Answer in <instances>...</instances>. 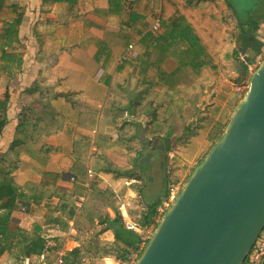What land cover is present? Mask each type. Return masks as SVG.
Returning a JSON list of instances; mask_svg holds the SVG:
<instances>
[{
    "label": "trees",
    "instance_id": "trees-1",
    "mask_svg": "<svg viewBox=\"0 0 264 264\" xmlns=\"http://www.w3.org/2000/svg\"><path fill=\"white\" fill-rule=\"evenodd\" d=\"M24 1L0 0V41L5 40L8 34H16L21 29ZM224 1L226 9L234 17L235 25L219 0H38V8L40 15H45L50 13L55 5H65L63 14L58 17L63 21H57L59 28L56 32L65 39L80 38L92 31L102 32L104 26L96 21L100 20L104 24L115 23V18L111 16V11L115 9L122 12L130 26L141 25L142 36L139 40L119 32L126 40V48L133 45L137 54L134 58L126 54L120 60L114 73L126 77L114 86L109 85L110 78L106 75V69L116 49L98 36L88 38L95 48L93 60L100 69V81L105 82L107 90L109 87L106 98L109 103L116 105L125 101H119V93L128 89V81H131L134 73V86L129 95V116L145 119L144 128L149 144L160 139L165 142L167 151L171 152L174 146L187 150L191 156L199 154L196 166L198 167L222 137L246 92L245 89L241 95H235L230 91L228 84V81H232L236 85L246 87L250 78L248 66L240 59L243 44L241 34L255 32L258 25L264 21V15L260 14L242 22L237 18L230 2ZM156 23L158 28L153 30L152 26ZM118 27L124 32L128 30L125 25L119 24ZM248 28L251 29L248 31ZM229 45H233V60L242 63V70L233 80H228L227 68L221 62ZM173 47L174 50L168 54ZM144 51L147 52L146 55L143 54ZM168 59L175 64L172 71L166 69ZM21 62L20 58L17 68L13 70L0 66V75L10 82L16 73L20 74ZM32 69L37 70L38 66L34 63ZM39 89V84L35 81L23 92L34 95ZM226 96L224 105L217 102V98ZM5 99L7 101L8 98ZM4 104L5 102H1V105ZM147 106L153 109V114L143 116ZM5 112V107H1L0 134L7 128ZM71 115L63 111L60 127L68 139L76 128ZM154 115H157L156 120L152 119ZM33 116L34 110L19 115V123L14 128V138L7 149L0 153V182L7 189L6 197L0 202V209H4L0 214V264L8 258H19L13 252L17 240L20 241L22 254L30 263L37 264L31 255L34 249H45L49 240L57 243L59 239H48L43 235L42 227L63 233L69 220L74 218H77V226L82 220L86 222L78 227L87 233V237L82 240L80 248L69 254L67 263L103 264L104 258L112 256L121 262H127L133 255L139 258L148 242L142 247L141 236L126 229L118 208L111 203L110 199L114 195L111 190H98V181L90 184L94 190L93 197L100 196L105 200V206L86 205L78 216L72 196L57 190L59 181L70 174L74 167V161L68 155L59 158L55 171L40 170L37 183H25L24 189L33 195L30 204L14 198L19 189L14 173L21 163L22 154L26 153L30 158L37 159L43 156L47 161L53 149L46 144L45 137L33 136L34 126L26 125L27 119H32ZM185 117L193 121V128L184 121ZM126 124L135 128L132 120ZM202 128L207 130L208 141L201 149L193 139ZM28 136L35 139L30 143L20 140V137ZM130 139L137 140V137L134 135V138ZM120 171L111 161L104 158L101 173L112 174V179L117 180L122 177ZM194 171L195 169L192 174ZM169 189L170 187L165 198ZM16 206L29 215H40L45 220L44 226H35L30 231L20 228L10 211ZM109 210L113 216H110ZM128 213L132 215L133 212ZM139 213L141 219L133 220L144 231L155 216L156 206H148L147 211L139 210ZM106 233L112 235L111 242L100 238ZM22 261L23 258L19 262ZM261 264H264V259Z\"/></svg>",
    "mask_w": 264,
    "mask_h": 264
},
{
    "label": "crops",
    "instance_id": "crops-1",
    "mask_svg": "<svg viewBox=\"0 0 264 264\" xmlns=\"http://www.w3.org/2000/svg\"><path fill=\"white\" fill-rule=\"evenodd\" d=\"M58 7H61V11L51 10L44 20H41L37 25L34 23L38 21H34L31 28V23H28L30 19L28 16L30 13L28 12L24 15L19 32L16 34L10 33L5 40L0 41V66L2 68L16 69L18 62L14 58V52L12 51L19 44L23 49L20 74L16 73L10 82L3 75H0V110L3 106L6 109L4 116L5 126L7 127L0 134V153H3L12 142L15 135L14 128L19 123V115L22 112L31 110H34V116L32 119L30 117L27 119L26 125L28 127L34 126L35 131L33 133L35 134L33 136L41 135L45 137L46 144L53 148L47 161L44 160L43 156H39L37 159L34 157L30 158L26 153L22 154L21 163L14 173L15 181L19 186L14 198L19 202L30 204L33 201V195L24 189L25 183H37L40 179L38 175L40 170L55 171V164L59 158L62 155H68L74 161V167L71 169V173L69 172L70 174H67L59 181L57 190L72 196L74 206L77 208V216L86 205L105 206L104 199L100 200L92 196L94 190L90 184L98 181L97 189L102 191L111 190L114 194L113 198L118 199L117 205H115L118 211L119 206L124 204L127 217L132 222L128 212L137 213L139 210H143V205L138 202L127 204L124 197L116 193V186H112L114 183H119L123 189L131 187L134 189L137 187L136 185L130 187L122 186L123 176L128 175L123 172L129 167L127 158L137 157V146H147V142H149L144 128L145 119H135L129 116L128 113L131 106L129 95L134 86L135 76L133 73L131 81H128V89L123 93H119V101H125H122L119 105L109 103L106 98L109 87L107 90L105 82L100 81L101 72L93 60L95 48L90 44L88 38L93 35L98 36L116 49L106 69V75L110 78L109 85L113 84L114 86L124 80L126 75H115L114 69L124 55L127 54L134 58L137 52L133 45H130L131 49H129V46L126 48V40L119 35V32L117 33L115 29L117 27L114 26L115 23L104 24V22L97 20L96 22L104 26V30L102 32L92 31L80 38L65 39L57 35L56 32L59 28L57 18L63 14L65 5L61 4ZM62 7H64L63 10ZM111 16L115 20L122 18V12L116 9L112 10ZM155 25H158V23ZM125 27L128 30L126 32L122 31V34L131 35L135 40H139L142 36L141 25ZM33 31H36L37 34H33ZM258 41L261 42V40ZM175 47L168 54H171ZM228 49H232V46L229 45L226 50ZM146 53L145 51L143 52L145 55ZM34 63L38 66L37 70H31ZM174 68L175 64L171 59H168L166 69L172 71ZM35 81L38 82L40 87L38 92H35L34 95L23 92ZM231 83L233 82L228 81L230 89H232ZM5 98H8L7 101H5ZM1 102H5V104L1 105ZM43 109H45L44 112L40 113ZM63 111L72 114L71 117L74 118L76 126L70 139L60 130ZM152 114L153 109L150 106H147L143 111V116ZM131 120L133 121L134 129L129 124H126ZM184 121L187 123V117L184 118ZM139 126L141 127L143 139L139 137ZM120 127L122 128L119 129ZM134 135H136L137 140L130 139L131 137L134 138ZM34 139L30 136L20 137L22 142L27 143ZM157 141H160V139L155 140L153 145H149L153 147ZM93 147L95 148L94 152L92 151ZM154 148L159 150L160 146H154ZM103 157L121 170L119 174L122 177L113 180L112 174L101 173V168L104 164ZM136 173L138 175L141 174L140 171ZM129 175L132 176V174ZM71 176L74 178V182L70 180ZM136 177L139 178L138 176ZM139 179L141 180V178ZM166 191L162 199L155 204L156 208L166 199ZM6 194V186L0 182V202L6 197ZM130 197L132 199L136 198L134 194H131ZM10 211H12V217L18 221L19 227L23 230L30 231L33 228V224L44 226L45 220L38 214L29 215L21 207L17 206ZM1 212H4V209H0ZM111 213V210H109L110 216H113ZM139 219H141V214ZM72 220H74L75 226L79 229L77 218ZM58 234L61 233L58 232ZM52 238L58 239V236L48 237V239ZM19 243L20 241L17 240L16 244L20 249ZM50 243L55 244L56 242L49 240L46 247ZM19 249H14V254L20 255L19 251L21 250ZM43 249L36 247L33 253H39ZM22 255L23 261L21 264H30L28 258L24 254ZM34 260L38 263L36 257H34Z\"/></svg>",
    "mask_w": 264,
    "mask_h": 264
},
{
    "label": "water",
    "instance_id": "water-1",
    "mask_svg": "<svg viewBox=\"0 0 264 264\" xmlns=\"http://www.w3.org/2000/svg\"><path fill=\"white\" fill-rule=\"evenodd\" d=\"M228 1L244 22L254 14L258 0ZM241 6L253 8L242 13ZM241 37L240 59L257 67L246 92L222 137L182 186L136 264H244L264 229V58L259 61L258 51L244 43L246 37L252 41L255 37L245 33ZM138 131L143 139L140 126Z\"/></svg>",
    "mask_w": 264,
    "mask_h": 264
},
{
    "label": "rangeland",
    "instance_id": "rangeland-1",
    "mask_svg": "<svg viewBox=\"0 0 264 264\" xmlns=\"http://www.w3.org/2000/svg\"><path fill=\"white\" fill-rule=\"evenodd\" d=\"M263 1V0H262ZM219 2H221L222 6L225 8V11H227V13H229L230 18L232 20V24L235 25V21H234V17L231 14V12L226 9V4L224 0H219ZM258 2V1H257ZM59 5H55L52 10L53 11H61V7H58ZM253 8V7H252ZM250 6H246L243 7L242 6L239 7V10L242 11V13H246L248 11H250L252 9ZM254 8L257 9V3H254ZM64 9V7H62V10ZM22 11L24 12V15L27 14L28 12L30 13L29 16V20L28 23L30 22V28L32 27V24L34 21H38L37 23H34L35 25H37L41 20H44L45 15H40L39 13V8H38V0H25L24 1V6L22 7ZM257 11V10H256ZM262 12H264V7H261V9L259 10L258 14L263 15ZM257 13V12H255ZM120 17V16H119ZM122 18H117L115 20V24L114 26H116L117 28L116 31L118 32H122L120 30V28L118 27L119 24L121 26L125 25V26H130L129 24L126 23L125 19L123 16H121ZM255 17H258L255 16ZM250 17H247L244 22H246L247 19H249ZM31 20V21H30ZM58 22L63 21V19L57 18ZM126 23V24H125ZM264 24L261 25V27H263ZM32 33V31H31ZM33 34H37L36 31H33ZM256 38H260L262 39V36H264V29H262V32L260 30L255 32ZM258 39V40H260ZM256 41V40H255ZM21 45L19 44V46L15 49H13L12 52H14L13 56H15L14 58L17 59V62H19L22 53H23V49L20 47ZM232 49H228L226 50V52H224L221 62L224 64V66L227 68V73H228V80H233L234 78H236L237 74L240 73V71L242 70V63H238L236 61L233 60V57L231 55V51L233 50V45ZM262 54V55H261ZM261 57H264V53H261ZM242 56V55H241ZM243 60V58H242ZM256 66L254 67H249V72L250 75L256 70ZM230 87V86H229ZM230 91L232 92V89H230ZM226 97H219L217 98V102L221 105H224L226 103ZM153 120L157 119V115H154L152 117ZM187 125L190 128H193L195 125L193 123V121L189 120L187 118ZM207 130L202 128L198 130V134L196 137H194V141L196 142V144H198L199 148H204L207 144L208 138H207ZM147 146L146 145H138L136 150H138L137 153V157L133 158H127V163L129 164V167L126 169L125 174H132V176L136 177L138 176L139 178H141L140 182H142V185H136L137 187L132 189H123L119 183H114L112 187L116 186V190L120 196L124 197V200L127 204L130 203H134V202H138L140 204L143 205V210L147 211L148 206L151 205H155L158 201H160L162 199V197L164 196L165 191L170 187V189L177 187L178 185H181L180 187L182 188V186L185 185V183L188 181V179L190 178V176L192 175L193 170L196 168L197 166V161H198V156L199 154H197L196 156H191L189 155L188 151L185 149H181V147H175L173 146V150L167 151V146L165 144V142H163V140L157 141L155 143L154 146H160L159 150H155L154 146L152 147V145H149V143L147 142ZM144 146H146L145 148H143ZM132 156V155H130ZM137 171H140L141 174L138 175V173H136ZM127 175H124L122 179H124ZM137 178V177H136ZM94 183V182H93ZM115 185V186H114ZM111 187V188H112ZM113 189V188H112ZM114 190V189H113ZM133 190V192H132ZM167 192V191H166ZM131 194H134L136 196L135 199H132L130 196ZM94 195V192L92 194V196ZM95 198H98L100 200H102V198L100 196H96ZM111 203H115V205H117L118 199L117 198H113L110 199ZM1 214V213H0ZM112 214V213H111ZM130 219L132 220V222H135L133 219H139L140 218V214L139 212H133L132 215L129 216ZM132 217V218H131ZM83 224H86V222H84L83 220L81 221V223L78 226H81ZM35 226H41L38 224H33V227ZM80 235L81 238L84 240L87 237V233L84 232V230H82L80 227ZM54 230H50L46 227H42V232L44 236L47 237H51V236H58V231ZM148 230V229H147ZM146 230V231H147ZM146 231H144L142 234L146 236ZM58 234V235H56ZM141 238L143 237L142 235H140ZM103 241H108L111 242L112 241V235L110 233H106L104 235H102L100 237ZM16 250L19 249V247L17 246V244L15 243V248ZM20 250V249H19ZM20 252V255H16L17 259L15 258H8L6 261H4V264H21L19 261L21 260V258H23V255ZM111 258L112 259V264L116 263L115 258L112 257H107L103 259V264H108L107 263V259ZM32 264V263H30Z\"/></svg>",
    "mask_w": 264,
    "mask_h": 264
},
{
    "label": "built area",
    "instance_id": "built-area-1",
    "mask_svg": "<svg viewBox=\"0 0 264 264\" xmlns=\"http://www.w3.org/2000/svg\"><path fill=\"white\" fill-rule=\"evenodd\" d=\"M157 28L158 25L152 26L153 30H157ZM131 48L132 47L129 46V49ZM259 63L260 62H258L257 64ZM230 85L232 88V93L235 95H241L246 89V87H244L243 85H236L235 83H231ZM92 151H95L94 147L92 148ZM70 180L74 182L73 177H71ZM121 183L123 187H130L133 185L142 184V182H140L138 178L131 175H127L124 179H122ZM180 186L181 185H178L177 187L170 189L167 198L158 205L154 218L150 222L149 226L146 228V230H148H145L146 236L142 234L144 231H142L137 224L131 222L128 219L124 204H121L119 206L120 216L126 229L134 233L141 234L143 236L141 238L142 247L145 245V243L149 241L150 237L152 236L153 232L165 216L166 212L170 209L171 204L173 203V201L181 190ZM58 238L59 240L57 243H50L47 245L46 249L41 250L39 253H32V256L36 257L38 261L37 264H69L66 261L67 257L74 250L80 248V245L83 240L80 235V230L75 226V222L72 219L69 220L66 231L59 234ZM54 247L55 249H52ZM263 259L264 229L262 230L258 240L254 244L244 264H261ZM137 260V255H133L127 262H121L116 260L115 264H136Z\"/></svg>",
    "mask_w": 264,
    "mask_h": 264
},
{
    "label": "flooded vegetation",
    "instance_id": "flooded-vegetation-1",
    "mask_svg": "<svg viewBox=\"0 0 264 264\" xmlns=\"http://www.w3.org/2000/svg\"><path fill=\"white\" fill-rule=\"evenodd\" d=\"M261 7H264V0L262 1V0H258V2H257V9H255V11H254V14L252 15V17H255V16H257V15H259L258 14V12H259V10L261 9ZM257 10V11H256ZM255 12H257V13H255ZM262 14L264 15V12H262ZM262 24H264V21L262 22V23H260L259 25H258V29L256 30V31H258L260 28L261 29H264V25H263V27H261V25ZM251 28H248L247 30L249 31ZM255 31V32H256ZM255 32H252V33H247L248 35H252L253 36V38L256 36V34H255ZM262 32V31H261ZM254 41H252L250 38H245L244 39V43L245 44H249L251 47L253 46L257 51H258V54H257V59L259 60L260 58H262L261 57V53H264V36H262V39H260L261 40V42H256L255 41V39H253ZM263 41V42H262ZM261 54V55H260ZM252 55V53H250V55H246V58H249L250 56ZM264 58V57H263Z\"/></svg>",
    "mask_w": 264,
    "mask_h": 264
},
{
    "label": "bare ground",
    "instance_id": "bare-ground-1",
    "mask_svg": "<svg viewBox=\"0 0 264 264\" xmlns=\"http://www.w3.org/2000/svg\"><path fill=\"white\" fill-rule=\"evenodd\" d=\"M107 263H108V264H112V263H113V262H112V259H111V258L107 259Z\"/></svg>",
    "mask_w": 264,
    "mask_h": 264
}]
</instances>
